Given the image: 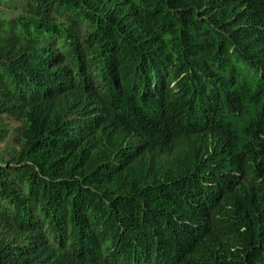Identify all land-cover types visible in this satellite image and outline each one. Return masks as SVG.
<instances>
[{"label":"trees","instance_id":"16d2710c","mask_svg":"<svg viewBox=\"0 0 264 264\" xmlns=\"http://www.w3.org/2000/svg\"><path fill=\"white\" fill-rule=\"evenodd\" d=\"M3 2L0 264H264V0Z\"/></svg>","mask_w":264,"mask_h":264},{"label":"rangeland","instance_id":"374dc122","mask_svg":"<svg viewBox=\"0 0 264 264\" xmlns=\"http://www.w3.org/2000/svg\"><path fill=\"white\" fill-rule=\"evenodd\" d=\"M17 0H9L10 3L15 2ZM7 2V1H5ZM0 4V22L1 20H3L4 22H7L9 19H11L12 17L16 16V12L14 10H12L11 8H7L5 9L4 7V3ZM2 119H0L1 121ZM1 126L0 129L2 127V130H6L8 133L12 132V128L15 127L17 124L15 122V120L13 119H9L6 121H2L0 122ZM13 144L11 142V140H7L6 142H0V156H3L4 158H7V154L12 150Z\"/></svg>","mask_w":264,"mask_h":264}]
</instances>
